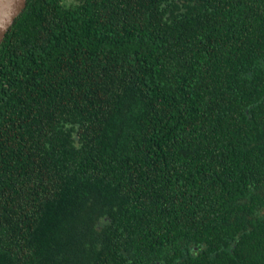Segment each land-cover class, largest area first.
<instances>
[{"label":"trees","instance_id":"obj_1","mask_svg":"<svg viewBox=\"0 0 264 264\" xmlns=\"http://www.w3.org/2000/svg\"><path fill=\"white\" fill-rule=\"evenodd\" d=\"M0 264H264V0H28Z\"/></svg>","mask_w":264,"mask_h":264},{"label":"water","instance_id":"obj_2","mask_svg":"<svg viewBox=\"0 0 264 264\" xmlns=\"http://www.w3.org/2000/svg\"><path fill=\"white\" fill-rule=\"evenodd\" d=\"M28 0H0V45L17 17L23 13Z\"/></svg>","mask_w":264,"mask_h":264},{"label":"rangeland","instance_id":"obj_3","mask_svg":"<svg viewBox=\"0 0 264 264\" xmlns=\"http://www.w3.org/2000/svg\"><path fill=\"white\" fill-rule=\"evenodd\" d=\"M67 4L72 3L74 0H65Z\"/></svg>","mask_w":264,"mask_h":264}]
</instances>
